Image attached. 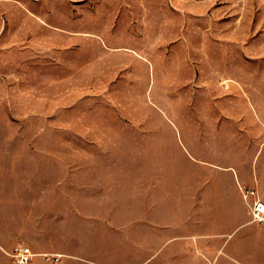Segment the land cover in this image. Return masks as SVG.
I'll return each instance as SVG.
<instances>
[{"label": "rangeland", "instance_id": "obj_1", "mask_svg": "<svg viewBox=\"0 0 264 264\" xmlns=\"http://www.w3.org/2000/svg\"><path fill=\"white\" fill-rule=\"evenodd\" d=\"M180 1L0 0V244L12 255L145 264L202 222L207 163L253 161L264 38L245 54L228 40L159 37ZM211 2L204 15L229 14Z\"/></svg>", "mask_w": 264, "mask_h": 264}, {"label": "crops", "instance_id": "obj_2", "mask_svg": "<svg viewBox=\"0 0 264 264\" xmlns=\"http://www.w3.org/2000/svg\"><path fill=\"white\" fill-rule=\"evenodd\" d=\"M211 1L213 0H193V2L181 0L177 20L171 21L169 17L162 18L161 30L157 31L160 32L158 36L169 38L170 33L176 31L177 37L182 39L228 40L227 45L232 48H242V53L248 54L251 49L248 40L264 38V0H217V6L227 7L229 14L226 16L209 13L204 15L202 7L211 6L210 3H213ZM19 3L21 4L20 1ZM128 18L129 15L119 9V12L115 13L114 21L126 22ZM175 22L176 30L174 28L171 30V23ZM225 65H231V63ZM247 99L250 103L254 102L250 97ZM259 101L264 100L259 99ZM249 119L255 126L257 135L260 136L259 141L247 146L248 152H255L251 159L253 161L247 167L235 164L220 165L213 161L207 163L212 173L206 181L207 184L195 194L202 208V222L192 227L178 228L175 238H170L169 235L163 238L159 244L162 247V253H147L140 260L142 263L264 264V223L258 224L252 221L248 204L237 185L240 181L255 183L256 186L249 187L256 191L257 197L264 203V113L255 109ZM249 128L248 123V132ZM250 156L249 153L248 157ZM216 169H224L227 173L220 174ZM220 183L227 184L224 188L225 193ZM130 230L137 232L138 229L135 227ZM171 231L173 229L167 230L168 233ZM174 243H177V255L169 253V248ZM130 245L148 248L154 244L148 239L138 240L131 235ZM11 251L12 248L0 244V264L14 263ZM33 254L28 264H53V259H43L38 254ZM113 261L99 260V264ZM134 261L138 262L137 256ZM63 262L64 264L94 263L84 259Z\"/></svg>", "mask_w": 264, "mask_h": 264}, {"label": "built area", "instance_id": "obj_3", "mask_svg": "<svg viewBox=\"0 0 264 264\" xmlns=\"http://www.w3.org/2000/svg\"><path fill=\"white\" fill-rule=\"evenodd\" d=\"M241 194L248 204L252 221L258 224L264 223V203L257 197L256 191L252 188H241ZM33 253L24 246H19L13 254V264H28L33 257ZM48 259V258H47Z\"/></svg>", "mask_w": 264, "mask_h": 264}]
</instances>
